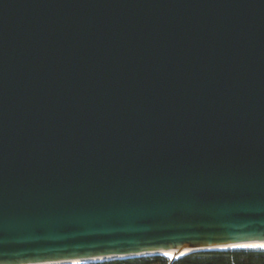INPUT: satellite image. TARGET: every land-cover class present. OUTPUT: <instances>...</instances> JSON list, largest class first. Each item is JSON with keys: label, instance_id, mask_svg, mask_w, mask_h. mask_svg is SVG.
Instances as JSON below:
<instances>
[{"label": "water", "instance_id": "95a60500", "mask_svg": "<svg viewBox=\"0 0 264 264\" xmlns=\"http://www.w3.org/2000/svg\"><path fill=\"white\" fill-rule=\"evenodd\" d=\"M256 243L264 0H0V264Z\"/></svg>", "mask_w": 264, "mask_h": 264}, {"label": "trees", "instance_id": "16d2710c", "mask_svg": "<svg viewBox=\"0 0 264 264\" xmlns=\"http://www.w3.org/2000/svg\"><path fill=\"white\" fill-rule=\"evenodd\" d=\"M93 264H264V249H233L188 254L170 261L165 256L128 258Z\"/></svg>", "mask_w": 264, "mask_h": 264}, {"label": "bare ground", "instance_id": "6f19581e", "mask_svg": "<svg viewBox=\"0 0 264 264\" xmlns=\"http://www.w3.org/2000/svg\"><path fill=\"white\" fill-rule=\"evenodd\" d=\"M264 243H256V244H245L244 246H233V247H221V248H215V249H212V250H233V249H249V248H252V247H256V248H259V249H264ZM254 248V249H256ZM191 251H186L184 256L186 257L188 254H190ZM165 253H169L170 255H165ZM163 253L165 256H168V258H174L173 256V253L172 252H165ZM162 254V255H163ZM72 264V263H71Z\"/></svg>", "mask_w": 264, "mask_h": 264}, {"label": "snow or ice", "instance_id": "6c2138e0", "mask_svg": "<svg viewBox=\"0 0 264 264\" xmlns=\"http://www.w3.org/2000/svg\"><path fill=\"white\" fill-rule=\"evenodd\" d=\"M262 247H264V246H262ZM165 255H170V254L169 253H165ZM72 264H82V262L79 261V260H74V261H72Z\"/></svg>", "mask_w": 264, "mask_h": 264}]
</instances>
